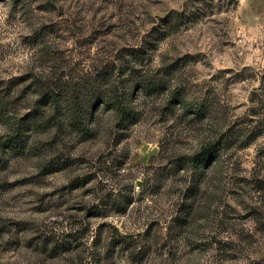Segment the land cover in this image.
I'll return each instance as SVG.
<instances>
[{
  "label": "rangeland",
  "instance_id": "obj_1",
  "mask_svg": "<svg viewBox=\"0 0 264 264\" xmlns=\"http://www.w3.org/2000/svg\"><path fill=\"white\" fill-rule=\"evenodd\" d=\"M0 264H264V0H0Z\"/></svg>",
  "mask_w": 264,
  "mask_h": 264
},
{
  "label": "trees",
  "instance_id": "obj_2",
  "mask_svg": "<svg viewBox=\"0 0 264 264\" xmlns=\"http://www.w3.org/2000/svg\"><path fill=\"white\" fill-rule=\"evenodd\" d=\"M212 146L213 145H210V146H206L202 149V151L198 154H195L193 157H192V160L196 162V164L198 163H204L206 160H208V158L210 156L213 155V149H212ZM210 148V149H209Z\"/></svg>",
  "mask_w": 264,
  "mask_h": 264
}]
</instances>
